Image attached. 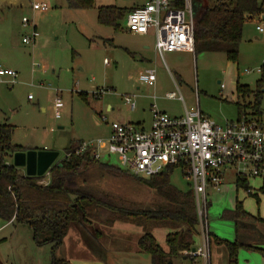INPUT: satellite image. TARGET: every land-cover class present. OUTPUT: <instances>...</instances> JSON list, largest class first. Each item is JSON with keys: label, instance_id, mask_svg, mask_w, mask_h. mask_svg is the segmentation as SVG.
<instances>
[{"label": "rangeland", "instance_id": "1", "mask_svg": "<svg viewBox=\"0 0 264 264\" xmlns=\"http://www.w3.org/2000/svg\"><path fill=\"white\" fill-rule=\"evenodd\" d=\"M138 1L95 0L93 9L75 10L69 7L68 0H0V71L11 70L17 75L14 82L0 78V125L13 127V145L54 151L59 162L70 142H87L107 135L108 128L101 123V117L134 125L141 122L142 129L148 131L149 104L160 112L167 111L169 116H179L183 109L179 100L165 98L167 93L175 92L170 75L180 86L177 98L181 96L188 108L198 105L219 125L235 121L238 111L253 102L251 96H238L236 88L240 85L256 90L262 76L257 73L264 66V35L255 30L258 17L245 21L235 63L222 53H169L162 60L152 53L153 29L146 36H138L126 31L125 21L117 31L96 21L97 8L128 11ZM215 1L202 3L211 5ZM36 2L48 4L49 11H33L31 4ZM23 18L37 28L39 37L35 43H22L30 34L29 27L22 25ZM144 44L150 47L148 59L156 60L154 66L148 67L155 69L156 86L140 87L137 95L130 76L137 77V68L147 65L141 59ZM100 91L98 99L92 97ZM79 93H87L88 99L83 100ZM122 95L136 96L132 98L133 112L124 104ZM56 99L62 103L58 120L53 108ZM108 104L113 108L110 113L106 111ZM260 107L264 111V95ZM105 163L117 166L115 157L105 158ZM169 180L182 192L190 190L178 169ZM246 182L247 191L237 189L234 180L224 181L219 192L209 191V262L198 256L182 260L181 264H228L225 244L218 245L216 241L232 243L235 235L232 222L222 219V215L240 203L247 214L264 218V182L253 178ZM92 186L137 207H148L156 201L154 193L133 178L99 179ZM148 228L164 248L167 231L154 230L151 224ZM141 235V229L131 224H75L54 255L68 264H151L150 256L136 247ZM201 242L199 236L195 247ZM51 258V245H36L29 226L0 218V264H51ZM236 263L264 264V257L255 250L239 249Z\"/></svg>", "mask_w": 264, "mask_h": 264}, {"label": "trees", "instance_id": "2", "mask_svg": "<svg viewBox=\"0 0 264 264\" xmlns=\"http://www.w3.org/2000/svg\"><path fill=\"white\" fill-rule=\"evenodd\" d=\"M194 1V54L222 53L235 63L243 25L246 20L264 13V0H216L211 5L202 0ZM68 4L71 9L91 10L95 0H68ZM172 6L182 10L183 0H177ZM134 8L128 11L115 7L97 8V23L117 31ZM263 86L264 73L256 90L237 85L238 96L253 98V102L238 114L250 110L256 116L261 115ZM79 96L86 101L85 94ZM12 135L11 125H0V218L14 225L29 226L36 245L50 244L51 264H68L56 259L54 254L61 248L71 226L101 221L107 226L119 222L140 228L142 235L137 240V248L150 256L151 264H181L182 260H188L184 253L195 248L199 225L192 190L182 192L170 183L173 169L149 179L138 178L117 166L96 162L89 154L69 155L81 143L70 142L64 149L63 159L48 171V184L43 186L39 182L47 179L46 176L25 177L20 174L22 170L12 165V156L25 151L12 144ZM122 177L133 178L148 187L156 201L148 207H137L92 186L99 179L120 180ZM235 185L237 189L248 190L243 178L237 177ZM222 219L232 222L235 235L232 243L216 241L218 245L225 244L228 264H237L239 249L255 250L264 257V218L247 214L237 203L233 211L222 215ZM148 224L154 230L167 231L164 248L157 243Z\"/></svg>", "mask_w": 264, "mask_h": 264}, {"label": "built area", "instance_id": "3", "mask_svg": "<svg viewBox=\"0 0 264 264\" xmlns=\"http://www.w3.org/2000/svg\"><path fill=\"white\" fill-rule=\"evenodd\" d=\"M177 0H148L130 11L125 19L128 33L146 36L154 32V51L162 58L169 53H186L194 50V14L190 0H183L182 10L172 6ZM31 9L45 13V3H33ZM23 27H29L30 34L22 39L29 45L39 37L33 23L22 19ZM256 32L264 35V13L258 17ZM264 73V66L257 70ZM10 82L17 78L11 70L0 71V78ZM156 81L154 68L144 70L137 77L140 85L153 87ZM264 95V86L261 89ZM101 91L95 94L99 97ZM178 93H167V100L183 101ZM124 103L134 109L133 100L124 97ZM54 117L60 118L62 103L54 102ZM256 116L250 110L242 113L235 121L217 124L203 115L198 106L185 110L181 117H171L151 106V124L148 131L131 123L111 122L105 137L81 142L69 155L89 154L96 162L105 163V158L115 157L117 167L143 179L157 176L169 169L180 170L194 195L199 225L201 246L195 251L184 253L188 259L198 256L209 262V227L207 210L210 205L209 191L219 192L227 173L247 180L260 179L264 182V111ZM68 157V155H67ZM47 179L39 182L46 186Z\"/></svg>", "mask_w": 264, "mask_h": 264}, {"label": "crops", "instance_id": "4", "mask_svg": "<svg viewBox=\"0 0 264 264\" xmlns=\"http://www.w3.org/2000/svg\"><path fill=\"white\" fill-rule=\"evenodd\" d=\"M148 0H144V1H142V0H140V1H138V3L136 2V5H133L134 7H137V6H141V5H143L144 3H146ZM46 4V3H45ZM47 6H48V8H49V5L47 4ZM190 6H191V8H192V12H193V14H195V8H196V3H195V1L194 0H190ZM48 11H49V9H48ZM47 11V12H48ZM47 12H45V13H47ZM39 13V12H38ZM45 13H43V14H45ZM41 14V13H40ZM96 21H97V13H96ZM36 27V26H35ZM37 29V28H36ZM126 29V28H125ZM127 31V30H126ZM130 34V33H129ZM132 35V34H131ZM38 39V38H37ZM36 39V40H37ZM36 40L34 41V43L36 42ZM141 50L144 52V57L142 56L141 57V59H142V62H146V64L147 65H140L137 69H138V75H137V77L139 76V74L140 73H142L144 70H146V69H149L148 67L150 66H154L155 65V63H156V60H154V61H152L153 59H148V57L149 56H146V54L150 51V47L149 46H147L146 44H144V45H142L141 46ZM152 53H153V55H154V57H159L160 59H164V56L161 58L155 51H154V48H152ZM178 76V75H177ZM137 77H131L130 76V78H132V80H134V86H136L135 87V93L137 94L138 93V91L140 90V87H145L144 85H140L138 82H137ZM170 78H171V80H172V83H173V87L175 88V92H177L178 94L180 93V86L179 85H177L178 83H176V82H178V81H176V79L173 77V76H171L170 75ZM178 79L181 81V83H182V80H181V78L180 77H178ZM155 86H156V81H155V85L153 86V87H148V88H155ZM147 87V86H146ZM154 91V90H153ZM79 94H85L86 96H87V98H86V100L88 99V94L87 93H79ZM138 95V94H137ZM93 98H95V99H98L97 97H95V95L94 96H92ZM124 97H129V98H136V96L135 95H122L121 96V98H122V100H123V102H124ZM181 97V96H180ZM151 98V97H150ZM167 100V99H166ZM183 100V99H182ZM181 103H182V111H181V113H179L178 115L179 116H171V117H181L183 114H184V111L185 110H189V109H191V108H193V107H195V106H191V107H187L186 106V104H185V102L184 101H180ZM125 104V103H124ZM126 105V104H125ZM153 105V104H152ZM152 105H150L149 104V113H150V109H151V106ZM128 108H129V106L128 105H126ZM198 106V105H197ZM130 109V108H129ZM200 109V108H199ZM135 110V106H134V109L133 110H131L130 109V111H134ZM106 111L107 112H112L113 111V108H111L110 107V105L108 104L107 105V107H106ZM201 111V113L203 114V115H205V113L202 111V110H200ZM163 113H165V114H167L168 115V113H166L167 111H162ZM242 113H240V114H238V117H237V119L240 117V115H241ZM150 115H151V113H150ZM171 115V114H170ZM169 116V115H168ZM205 116H207V115H205ZM208 117V116H207ZM122 119V118H121ZM111 122H117V121H108L107 120V123H111ZM119 122V121H118ZM225 122V121H224ZM223 122V123H224ZM121 123H123V122H121ZM137 125H140V126H142V123L141 122H137L136 123ZM104 126H106L107 128H108V131H109V127H108V124H103ZM107 134H108V132H107ZM69 145V144H68ZM68 145L66 146V147H68ZM25 149V151H27V150H37V151H47V150H38V149H26V148H24ZM232 179V180H231ZM234 180V184H235V176L233 175V174H230V173H227L226 174V176H225V178H224V181L226 182H228L229 181V183L230 182H232ZM224 183V182H223ZM166 235V234H165ZM139 238V237H138ZM196 245V244H195ZM136 247H137V242H136ZM184 261V260H183Z\"/></svg>", "mask_w": 264, "mask_h": 264}, {"label": "water", "instance_id": "5", "mask_svg": "<svg viewBox=\"0 0 264 264\" xmlns=\"http://www.w3.org/2000/svg\"><path fill=\"white\" fill-rule=\"evenodd\" d=\"M58 153L54 151L27 150L12 156V165L22 170L25 177H42L56 165ZM192 252L195 251L193 248Z\"/></svg>", "mask_w": 264, "mask_h": 264}]
</instances>
